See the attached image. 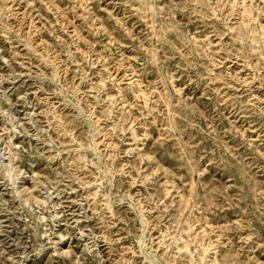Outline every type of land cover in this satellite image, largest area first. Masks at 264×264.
<instances>
[{
	"label": "rangeland",
	"instance_id": "1",
	"mask_svg": "<svg viewBox=\"0 0 264 264\" xmlns=\"http://www.w3.org/2000/svg\"><path fill=\"white\" fill-rule=\"evenodd\" d=\"M0 264H264V0H0Z\"/></svg>",
	"mask_w": 264,
	"mask_h": 264
}]
</instances>
